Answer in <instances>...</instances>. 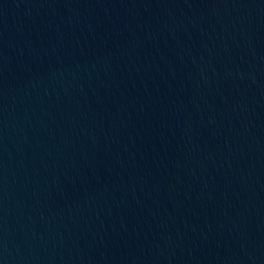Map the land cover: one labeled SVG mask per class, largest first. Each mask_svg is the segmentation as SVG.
I'll return each instance as SVG.
<instances>
[{
  "label": "water",
  "instance_id": "obj_1",
  "mask_svg": "<svg viewBox=\"0 0 264 264\" xmlns=\"http://www.w3.org/2000/svg\"><path fill=\"white\" fill-rule=\"evenodd\" d=\"M0 264H264V225L107 148L0 75Z\"/></svg>",
  "mask_w": 264,
  "mask_h": 264
}]
</instances>
